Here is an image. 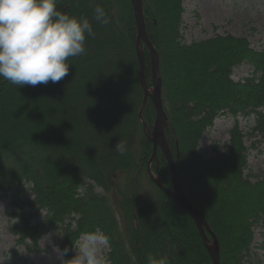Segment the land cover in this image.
Masks as SVG:
<instances>
[{
	"label": "trees",
	"instance_id": "obj_1",
	"mask_svg": "<svg viewBox=\"0 0 264 264\" xmlns=\"http://www.w3.org/2000/svg\"><path fill=\"white\" fill-rule=\"evenodd\" d=\"M182 4L142 0L159 60L165 139L183 193L217 239L220 264H250L253 230L264 221V173L255 182L245 176L248 148L236 119L253 115L248 136L264 140V44L254 51L231 35L185 44ZM97 5L111 22H93L86 54L69 58L63 80L19 88L0 80V199L10 197L15 245L36 254L43 237L63 234L58 247L69 249V260L81 235L100 228L111 238L112 264H146L149 253L167 255L170 264H212L192 219L147 173L152 144L145 134L151 135L155 109L148 99L144 131L130 0L58 2L60 10L90 21ZM141 49L151 89L150 56L144 44ZM243 63L251 75L235 82L233 69ZM219 116L235 120L228 146L204 159L199 141ZM118 140L127 143L123 156L115 150ZM150 169L171 190L159 149ZM27 193L32 199L22 202ZM39 213L43 218L34 223Z\"/></svg>",
	"mask_w": 264,
	"mask_h": 264
},
{
	"label": "clouds",
	"instance_id": "obj_2",
	"mask_svg": "<svg viewBox=\"0 0 264 264\" xmlns=\"http://www.w3.org/2000/svg\"><path fill=\"white\" fill-rule=\"evenodd\" d=\"M58 2L0 0V80L16 88L59 83L69 75V58L86 54V37L95 36L93 22L105 26L111 22L102 6L94 7L90 21L60 10ZM115 150L125 155L126 141L118 140ZM74 248L75 255L64 260L69 249L53 245L61 264H112L111 238L100 228L83 233ZM146 264H170V259L149 253Z\"/></svg>",
	"mask_w": 264,
	"mask_h": 264
},
{
	"label": "rangeland",
	"instance_id": "obj_3",
	"mask_svg": "<svg viewBox=\"0 0 264 264\" xmlns=\"http://www.w3.org/2000/svg\"><path fill=\"white\" fill-rule=\"evenodd\" d=\"M181 35L185 44L212 38L216 35H231L245 38L254 51H260L264 44V0H183ZM251 67L243 63L233 69V81L250 77ZM239 128L245 135L248 148V162L245 176L255 182L264 173V140L248 136L254 126L255 117H238ZM234 119L219 116L213 127L207 130L199 141L198 153L204 159L215 153H222L228 146V130ZM147 134V133H146ZM149 136V135H148ZM152 176L156 178L155 174ZM98 193H101L98 190ZM32 198L29 193L21 197L22 202ZM13 208L10 197L0 199V264H61L53 245L58 246L59 236L51 232L40 241V253L29 254L24 248L16 247L11 234L12 224L17 223L10 214ZM39 213L34 223L42 220ZM254 240L248 260L250 264H264V221L254 230ZM211 241V240H210ZM75 255V251L73 256Z\"/></svg>",
	"mask_w": 264,
	"mask_h": 264
},
{
	"label": "water",
	"instance_id": "obj_4",
	"mask_svg": "<svg viewBox=\"0 0 264 264\" xmlns=\"http://www.w3.org/2000/svg\"><path fill=\"white\" fill-rule=\"evenodd\" d=\"M132 5L135 25L137 29V36H136V51H137V58H138V66H139V82L140 86L143 90V101L142 106L139 110V119L143 124V130L145 131L146 125L142 121V111L148 99L152 101V104L155 109V120L151 130V135L148 136L145 134L149 141L152 144V156L147 164V173L153 184L161 190L167 196H170L183 210L184 212L192 219L194 222L200 237L202 238L205 247L209 253L211 258L212 264H220L219 260V245L217 242L216 237L211 232L206 220L200 214L198 210L188 201L185 194L182 191V188L179 184L175 165L173 162L172 155L168 148L165 135H164V127L166 124V114L163 108L162 102V86L161 80L159 78V60L158 55L155 49L153 48L150 40L145 31V24H144V17H143V6L142 0H130ZM141 44H144L148 50L151 62V74H152V82H151V89L148 88L145 78H144V54L141 49ZM157 149L160 150L162 155L165 158L170 182H171V190L163 187L160 183L158 177L154 178L152 176V172L150 169L151 163L156 159L157 156ZM206 233L210 234L211 241L208 240Z\"/></svg>",
	"mask_w": 264,
	"mask_h": 264
}]
</instances>
